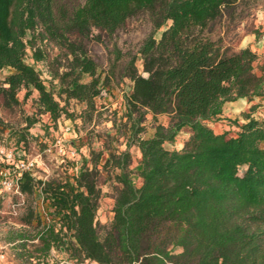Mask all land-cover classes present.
<instances>
[{
	"label": "trees",
	"instance_id": "trees-1",
	"mask_svg": "<svg viewBox=\"0 0 264 264\" xmlns=\"http://www.w3.org/2000/svg\"><path fill=\"white\" fill-rule=\"evenodd\" d=\"M245 1L0 0V73L11 69L0 74L1 104L13 108L21 89L24 98L35 91L37 111L52 124L61 115L74 118L71 99L85 105L77 117L90 118L102 90L111 89L84 46L93 30L111 35L138 16L152 26L138 50L142 72L134 56L122 67L131 82L123 97L127 148H109L102 162V152L92 151L91 168L68 162L64 176L21 175L19 192L41 197L42 212L29 207L22 218L39 227L41 252L61 246L75 261L94 264H264V76L255 72V52L232 49L216 35L221 19L233 20ZM39 40L67 58L66 70L56 73L57 96L26 62L27 51L35 62L45 58ZM238 98L250 105L230 120L235 134L214 131L210 123L221 120L224 103ZM149 114L169 120L144 138ZM36 121L27 116L26 131ZM5 129L14 157H22L16 151L25 149V133L0 118ZM182 130L189 133L182 148H165ZM131 144L140 153L139 185L131 177ZM102 171L114 195L112 218L100 231Z\"/></svg>",
	"mask_w": 264,
	"mask_h": 264
},
{
	"label": "rangeland",
	"instance_id": "rangeland-1",
	"mask_svg": "<svg viewBox=\"0 0 264 264\" xmlns=\"http://www.w3.org/2000/svg\"><path fill=\"white\" fill-rule=\"evenodd\" d=\"M83 0H67L68 5L77 4ZM164 28L154 32L158 39ZM152 32L150 22L144 16L129 19L123 27L115 33L108 35L104 32L93 30L90 37L84 40L87 54L97 66V74L110 77V91L102 90V96L96 99V110L86 120L77 117L85 105L76 100H69L67 109L73 112L74 118L61 115L55 124L49 122L47 114L37 111V94L32 91L24 98V89L18 92L20 103L13 108H6L0 101V118L5 123V128H13L25 133L26 141L24 150L16 151L17 156L34 157L37 159V167L32 173L41 179L53 176H64L66 170L71 171L68 162H75L77 168L86 163L92 167L90 160L92 151H101V162L106 157L109 148L118 151L127 148L129 125H123V97L129 91L131 82L122 77V67L130 56L135 57V65L142 72L141 56L138 52L143 40ZM216 35H220L224 43L232 49L248 47L256 53L254 63L255 72L264 76V0H246L237 7L234 19L223 17L217 26ZM39 46L45 58L35 62L31 57V51H27L26 62L31 64L39 73L47 88L54 91L57 96L60 90L56 73L66 70L67 58L53 44L40 41ZM119 56L116 67L111 71V63ZM11 71L3 69L4 77ZM145 73V72H143ZM83 82L88 81L87 75L82 76ZM58 98V97H57ZM255 100H258L255 98ZM62 104V102H61ZM250 103L245 98H238L233 102H227L224 107L221 120L210 123L214 131L228 130L234 135L236 127L230 122L248 110ZM34 116L37 121L26 131V117ZM169 117L166 114H157L152 117L147 115L143 122L144 130L141 136L151 137L157 125L166 126ZM49 124L48 126L46 124ZM65 126L70 127L69 132H63ZM7 130L0 132V169L6 164L5 153L12 152L13 146L8 140ZM189 133L180 131L172 141H166L164 147L172 150L182 148ZM56 136H63L69 144H72L78 152V160H62L56 156L54 150H48ZM45 142V143H43ZM42 144H44L42 146ZM46 144V145H45ZM132 156L131 175L135 185H139L140 178L137 175L140 153L134 144L128 146ZM13 153V152H12ZM101 170L100 165L97 166ZM105 173L99 176V188L101 191L96 220L101 231L102 226L108 224L112 218L113 191L108 183L104 182ZM1 190V189H0ZM2 191V190H1ZM31 207L36 212H42L41 197L37 194L5 193L0 195V248L5 253V259L0 264H94L90 261L78 262L69 257V253L63 247H51L46 253L41 252L39 239V227L34 224H25L22 221L27 209ZM47 217V216H46ZM175 252L178 249H174ZM44 253V255H43Z\"/></svg>",
	"mask_w": 264,
	"mask_h": 264
},
{
	"label": "built area",
	"instance_id": "built-area-1",
	"mask_svg": "<svg viewBox=\"0 0 264 264\" xmlns=\"http://www.w3.org/2000/svg\"><path fill=\"white\" fill-rule=\"evenodd\" d=\"M70 127L65 126L63 132H69ZM54 150L56 156L62 160H78L77 149L67 142L63 136H56L48 150ZM6 165L0 169V189L5 193H19V180L24 172H32L37 167V159L22 156L15 158L12 152L4 154ZM5 259V253L0 248V262Z\"/></svg>",
	"mask_w": 264,
	"mask_h": 264
},
{
	"label": "crops",
	"instance_id": "crops-1",
	"mask_svg": "<svg viewBox=\"0 0 264 264\" xmlns=\"http://www.w3.org/2000/svg\"><path fill=\"white\" fill-rule=\"evenodd\" d=\"M245 101H246V99H245ZM231 102H233V101H231ZM227 103V102H226ZM226 103H224V105H223V109H222V114H223V112H224V107L226 106ZM246 103H248L247 101H246ZM220 115V116H223V115Z\"/></svg>",
	"mask_w": 264,
	"mask_h": 264
},
{
	"label": "water",
	"instance_id": "water-1",
	"mask_svg": "<svg viewBox=\"0 0 264 264\" xmlns=\"http://www.w3.org/2000/svg\"><path fill=\"white\" fill-rule=\"evenodd\" d=\"M147 75V73H143V76H146Z\"/></svg>",
	"mask_w": 264,
	"mask_h": 264
}]
</instances>
